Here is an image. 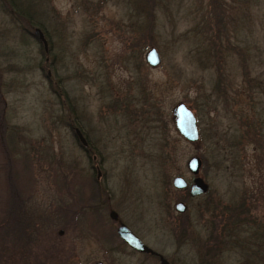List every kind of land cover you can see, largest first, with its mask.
Here are the masks:
<instances>
[{
    "label": "rangeland",
    "instance_id": "374dc122",
    "mask_svg": "<svg viewBox=\"0 0 264 264\" xmlns=\"http://www.w3.org/2000/svg\"><path fill=\"white\" fill-rule=\"evenodd\" d=\"M14 2L49 39L43 72L59 94L37 42L0 1V115L24 208L6 211L0 154V264H159L120 245L118 222L172 263L241 264L238 249L202 257L200 226L242 206L264 230V0H153L151 14L148 0ZM179 102L195 116V142L173 124ZM193 155L207 191L190 197L171 179L191 183Z\"/></svg>",
    "mask_w": 264,
    "mask_h": 264
},
{
    "label": "trees",
    "instance_id": "16d2710c",
    "mask_svg": "<svg viewBox=\"0 0 264 264\" xmlns=\"http://www.w3.org/2000/svg\"><path fill=\"white\" fill-rule=\"evenodd\" d=\"M3 2L5 9H7L8 13L22 22L21 28H25L24 30L33 38L35 42L38 44V52L42 56H46V52L44 51L42 44L36 36L32 33V25L30 23V19L32 18L33 12L28 11L23 5L24 8L18 7V5L14 2V0H0ZM147 1V0H146ZM149 6L147 5L148 12L151 14V6L153 0H148ZM20 3V2H18ZM18 7V8H17ZM20 8V9H19ZM25 11V12H23ZM25 15V16H24ZM213 15L215 13L213 12ZM148 25H151L149 21ZM45 63L44 61L38 64L39 70L43 72L44 68L46 67L42 64ZM43 76L48 80V88L53 91L55 94H59V91L55 90L51 83L50 79L48 78L47 72L42 73ZM3 107V99L2 94L0 93V112ZM5 116L1 118L0 115V154L4 161L2 170H3V180L4 186L6 188L8 194V211L14 216H22L23 214V207H22V197L21 193L18 191L16 179L13 180L11 169L13 168L12 158L10 155V150L6 145V140L11 133L9 130V126L6 123ZM76 126H78L76 124ZM73 125L72 122L68 121L66 127L74 137L76 143L80 146L81 144L76 139L74 135L73 128L76 127ZM78 128V127H77ZM249 130V125L247 126ZM245 133L244 130L238 131L236 135V144H240L241 138L244 137ZM262 136V134H260ZM235 140V139H234ZM87 152L84 153L86 157L89 158L91 154L88 148H85ZM91 156V155H90ZM17 188V189H16ZM92 192V191H91ZM92 206V203L89 204ZM82 209V208H81ZM242 206L236 207L234 209H230L232 213L227 215L226 221L222 215H215V213L211 214L210 212L205 218V222L203 220L201 229L206 232L205 239L200 242V254L202 257L209 256V258H213L216 255L222 254L224 251L232 250L233 252L238 249L239 254L241 255V264H264V230L262 231L259 229V224L254 222L252 219L246 218L243 215L246 211L242 210ZM80 210H77L79 213ZM76 212V213H77ZM185 217L186 212L182 213ZM202 216V213L200 214ZM199 215V216H200ZM198 224L200 219H197ZM252 224V225H251ZM184 238L189 237L192 231L191 224L188 222H181L180 229ZM120 241V240H119ZM120 245H124L123 242H119ZM144 256L147 258H154L148 254L143 253ZM202 261H200V264Z\"/></svg>",
    "mask_w": 264,
    "mask_h": 264
},
{
    "label": "water",
    "instance_id": "95a60500",
    "mask_svg": "<svg viewBox=\"0 0 264 264\" xmlns=\"http://www.w3.org/2000/svg\"><path fill=\"white\" fill-rule=\"evenodd\" d=\"M32 32L34 36L40 40L45 51L46 42L41 30L37 27H34ZM143 59L144 62L150 67H155L160 63V56L154 47H149L145 51ZM171 112L173 116V124L177 132L188 142L197 141L199 135L198 127L192 111L183 102H179L173 106ZM73 132L81 146H85L86 142L80 130L77 127H74ZM200 163L201 161L199 157L195 155L187 158L185 162L187 171L193 175L191 183L188 185V193L190 196L203 194L207 190V184L202 180L201 177L197 176ZM177 181H183V183H178ZM171 185L176 189L185 188L186 181L181 176H174L171 179ZM173 209L177 213H182L186 210V206L181 201H176L173 203ZM108 215L111 219L116 218V213L113 210L109 211ZM116 235L123 243L135 251L142 253H153L150 247L142 243L139 238L125 224L121 222L116 227ZM158 261L159 264H171L162 256H159ZM91 264L102 263L100 261H96Z\"/></svg>",
    "mask_w": 264,
    "mask_h": 264
},
{
    "label": "flooded vegetation",
    "instance_id": "af4514ba",
    "mask_svg": "<svg viewBox=\"0 0 264 264\" xmlns=\"http://www.w3.org/2000/svg\"><path fill=\"white\" fill-rule=\"evenodd\" d=\"M33 28H34V26L32 27V30H33ZM42 32V31H41ZM33 33V32H32ZM43 34V33H42ZM43 37H44V39H45V42H46V50H45V52H46V54L48 53V51H49V45H48V41H49V39L43 34ZM47 61V55L45 56V62ZM47 75H49V72L47 71ZM81 132V131H80ZM82 134V133H81ZM83 136V135H82ZM83 138H84V136H83ZM85 139V138H84ZM85 142H86V145L85 146H83V147H81L82 148V152L83 153H85V152H87V150H85V148H87V141H86V139H85ZM91 159H94V155L92 154V156H91ZM92 168H93V166H92ZM96 174H98L99 175V171L98 170H96ZM176 189V188H175ZM176 190H181V192H183V193H185L186 195H188V196H190L189 195V193H188V185H187V183H186V187L185 188H180V189H176ZM207 191V190H206ZM205 191V192H206ZM204 192V193H205ZM190 197H194V196H190ZM177 201H179V200H177ZM176 202V201H175ZM182 202V201H181ZM183 203V202H182ZM183 204H185V203H183ZM185 206H186V204H185ZM109 211H111V210H109ZM115 212V211H114ZM109 213V212H108ZM116 213V212H115ZM182 213H184V212H182ZM182 213H178V214H182ZM109 216V215H108ZM110 218V217H109ZM111 219V218H110ZM112 221H114V222H116V220H117V214H116V218L115 219H111ZM120 222H118V224H119ZM115 233H116V230H115ZM139 240H140V238H139ZM121 241V240H120ZM141 241V240H140ZM122 242V241H121ZM142 242V241H141ZM143 243V242H142ZM124 245L127 247V248H129L131 251H133V252H137V253H142V252H138V251H135V250H133V249H131L130 247H128L125 243H124ZM146 245V244H145ZM152 250V249H151ZM153 251V253H145V254H148V255H150V256H152V257H154V258H156L157 259V261L159 260V256H162L161 254H159L158 252H156V251H154V250H152ZM163 257V256H162ZM164 258V257H163ZM167 260V259H166ZM168 262H170L169 260H167ZM158 263H159V261H158ZM171 264H175V263H172V262H170Z\"/></svg>",
    "mask_w": 264,
    "mask_h": 264
},
{
    "label": "snow or ice",
    "instance_id": "6c2138e0",
    "mask_svg": "<svg viewBox=\"0 0 264 264\" xmlns=\"http://www.w3.org/2000/svg\"><path fill=\"white\" fill-rule=\"evenodd\" d=\"M178 183H183V181H177Z\"/></svg>",
    "mask_w": 264,
    "mask_h": 264
}]
</instances>
